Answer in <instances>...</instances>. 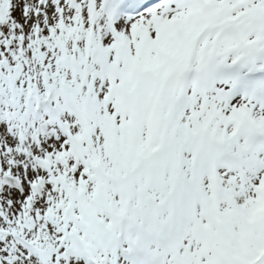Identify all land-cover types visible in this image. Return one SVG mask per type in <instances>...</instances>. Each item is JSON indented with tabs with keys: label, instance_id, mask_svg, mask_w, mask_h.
<instances>
[{
	"label": "snow or ice",
	"instance_id": "6c2138e0",
	"mask_svg": "<svg viewBox=\"0 0 264 264\" xmlns=\"http://www.w3.org/2000/svg\"><path fill=\"white\" fill-rule=\"evenodd\" d=\"M0 264H264V0H0Z\"/></svg>",
	"mask_w": 264,
	"mask_h": 264
}]
</instances>
